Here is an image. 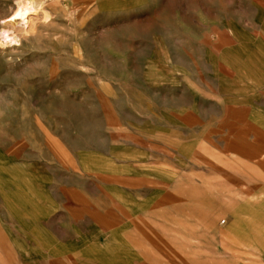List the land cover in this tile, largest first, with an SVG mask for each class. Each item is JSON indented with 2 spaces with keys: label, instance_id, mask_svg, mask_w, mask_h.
I'll return each instance as SVG.
<instances>
[{
  "label": "rangeland",
  "instance_id": "obj_1",
  "mask_svg": "<svg viewBox=\"0 0 264 264\" xmlns=\"http://www.w3.org/2000/svg\"><path fill=\"white\" fill-rule=\"evenodd\" d=\"M0 0V264H264V0Z\"/></svg>",
  "mask_w": 264,
  "mask_h": 264
},
{
  "label": "bare ground",
  "instance_id": "obj_2",
  "mask_svg": "<svg viewBox=\"0 0 264 264\" xmlns=\"http://www.w3.org/2000/svg\"><path fill=\"white\" fill-rule=\"evenodd\" d=\"M15 9L12 14V19L15 20V18H20L21 20H24L26 17H28V14L30 12V3L26 2L25 0H19L16 2Z\"/></svg>",
  "mask_w": 264,
  "mask_h": 264
}]
</instances>
